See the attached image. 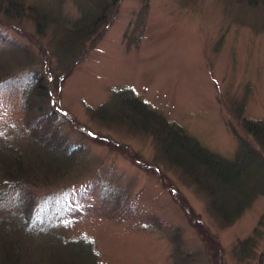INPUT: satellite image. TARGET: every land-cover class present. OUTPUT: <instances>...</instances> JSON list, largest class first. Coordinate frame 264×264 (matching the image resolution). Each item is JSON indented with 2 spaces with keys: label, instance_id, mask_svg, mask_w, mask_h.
I'll use <instances>...</instances> for the list:
<instances>
[{
  "label": "rangeland",
  "instance_id": "obj_1",
  "mask_svg": "<svg viewBox=\"0 0 264 264\" xmlns=\"http://www.w3.org/2000/svg\"><path fill=\"white\" fill-rule=\"evenodd\" d=\"M62 15H78L73 0L64 1ZM0 34V53L2 39L41 56L56 42L28 18H0ZM48 59L53 123L65 146H79L62 184L51 183L68 190L65 235L92 239L106 264H264V195L226 225L192 176L162 157L156 132L92 115L112 89H128L230 159L238 146L232 127L250 139L233 106L242 101L245 117L264 118V6L149 0L145 8L120 0L113 18L65 66ZM21 99L18 91H0V139L20 130Z\"/></svg>",
  "mask_w": 264,
  "mask_h": 264
},
{
  "label": "trees",
  "instance_id": "obj_2",
  "mask_svg": "<svg viewBox=\"0 0 264 264\" xmlns=\"http://www.w3.org/2000/svg\"><path fill=\"white\" fill-rule=\"evenodd\" d=\"M64 1L0 0V18L4 21L28 18L41 37L51 31L50 37L56 41L51 54L42 51L41 56L37 48L2 39L6 48L0 53V91L21 94L23 115L20 130L9 132L14 138L0 139V264H106L92 239L63 233V215L72 205L67 200L68 190L53 188L51 183L62 184L79 146H65L66 140L55 128L52 115L56 112L48 96L47 73L52 80L48 58L65 66L81 43L113 18L120 0H73L78 13L75 18L62 15ZM140 1L148 7L149 0ZM240 1L248 7L264 6V0ZM21 72L23 84H19ZM233 112L250 139L232 127L238 146L230 159L202 145L128 89H112L108 100L92 115L127 128L156 132L162 157L192 176L208 197V208L219 213V219L227 225L264 195V118L245 117L242 101L233 106ZM15 131L24 133L21 141L15 139ZM49 171L54 172L48 175ZM174 247L178 252L179 244L174 243Z\"/></svg>",
  "mask_w": 264,
  "mask_h": 264
}]
</instances>
